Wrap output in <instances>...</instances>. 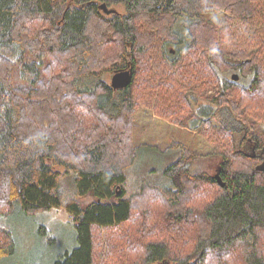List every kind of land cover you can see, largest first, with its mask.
I'll return each instance as SVG.
<instances>
[{
  "label": "trees",
  "instance_id": "16d2710c",
  "mask_svg": "<svg viewBox=\"0 0 264 264\" xmlns=\"http://www.w3.org/2000/svg\"><path fill=\"white\" fill-rule=\"evenodd\" d=\"M124 68L125 87L101 76ZM224 108L242 139L213 126ZM139 109L201 127L216 172L173 142L167 181L132 183L140 147L161 151L134 143ZM263 151L264 0H0V219L65 209L75 244L50 264H264Z\"/></svg>",
  "mask_w": 264,
  "mask_h": 264
},
{
  "label": "rangeland",
  "instance_id": "374dc122",
  "mask_svg": "<svg viewBox=\"0 0 264 264\" xmlns=\"http://www.w3.org/2000/svg\"><path fill=\"white\" fill-rule=\"evenodd\" d=\"M107 6L117 12H123L122 6L115 4ZM99 10L100 13L106 15L102 9ZM169 47L173 48L172 45ZM115 71V69H105L101 74L103 80L110 84ZM204 110L209 109L205 107ZM215 111L211 110V113L214 114L212 118L213 126L216 128H220L222 125L232 127L236 131V140L240 139L245 129L242 121L234 117L228 109L224 108L219 112L216 111L217 113ZM135 121L134 143L155 145L161 151L155 152L148 146L140 147L137 162L129 170L132 183L146 176L166 182L167 180L163 177L162 171L173 157L177 158V155H175L177 150L169 148L173 142H180L190 151H194L195 155H202V157L193 161L186 162L184 170L192 172L203 170L212 174L216 172L215 168L219 158L207 155L215 147L208 144L198 131L201 127L192 130L180 125L169 124L165 119L157 116L154 110L148 112L139 109L136 112ZM247 123L251 127L249 120H247ZM259 129L261 130L262 127ZM177 180L178 178L176 182ZM92 199V196L88 195L81 200L83 204H86ZM0 223L12 231L15 241V253L12 257L4 259L0 264H50L61 251L69 249L75 244L73 223L69 213L63 208L52 207L33 216H24L18 213L13 216L2 217Z\"/></svg>",
  "mask_w": 264,
  "mask_h": 264
},
{
  "label": "water",
  "instance_id": "95a60500",
  "mask_svg": "<svg viewBox=\"0 0 264 264\" xmlns=\"http://www.w3.org/2000/svg\"><path fill=\"white\" fill-rule=\"evenodd\" d=\"M99 7L101 9H103V11L107 14L109 13H115V10L112 9V8H108L107 5L105 3H101L99 5ZM232 78L233 79H237L238 76L237 74H233L232 75ZM131 79H132V73H131V70L129 68H124V69H120V70H116L114 72V74L112 75L111 77V87L116 89V88H122V87H125L126 85H128L130 82H131ZM252 156H255V152H254V149H252ZM246 154H249V153H246ZM261 155V154H260ZM262 156V161L261 163L257 166V169H260V170H263L264 171V151H263V155ZM216 179L218 180V182L221 184V185H224V183L221 181V179L219 178L218 175L215 176ZM116 193H119V187L117 186L116 187Z\"/></svg>",
  "mask_w": 264,
  "mask_h": 264
},
{
  "label": "flooded vegetation",
  "instance_id": "af4514ba",
  "mask_svg": "<svg viewBox=\"0 0 264 264\" xmlns=\"http://www.w3.org/2000/svg\"><path fill=\"white\" fill-rule=\"evenodd\" d=\"M244 135L242 134V136H241V138L240 139H242V137H243ZM248 145H250V142H248V144H247V146H246V148H250ZM251 149V148H250Z\"/></svg>",
  "mask_w": 264,
  "mask_h": 264
}]
</instances>
